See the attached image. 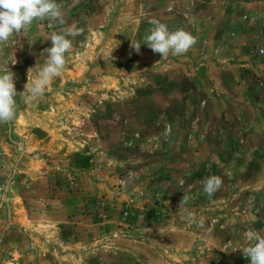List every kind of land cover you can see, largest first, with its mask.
<instances>
[{
	"label": "rangeland",
	"instance_id": "1",
	"mask_svg": "<svg viewBox=\"0 0 264 264\" xmlns=\"http://www.w3.org/2000/svg\"><path fill=\"white\" fill-rule=\"evenodd\" d=\"M56 3L82 33L41 97L26 103L25 85L59 23L0 46L18 92L0 124V264H250L238 248L264 235V0ZM153 18L197 43L153 53Z\"/></svg>",
	"mask_w": 264,
	"mask_h": 264
},
{
	"label": "clouds",
	"instance_id": "2",
	"mask_svg": "<svg viewBox=\"0 0 264 264\" xmlns=\"http://www.w3.org/2000/svg\"><path fill=\"white\" fill-rule=\"evenodd\" d=\"M44 19L56 21L61 27L50 35L51 46L44 50L46 59L36 78L31 84L27 80L24 91L28 93L24 98L26 103L41 97L54 78L62 75L66 54L73 49V40L69 37L80 35L82 29L76 23L66 24L62 18L61 5L57 4L56 0H0V46L5 45L14 35L27 33L34 21ZM148 23L153 27L145 35L143 44L161 57L185 54L197 43V37L182 28L170 31L166 24L155 18L150 19ZM131 47L137 54L140 53L141 43L131 42ZM260 54L264 55V48L260 49ZM17 94L14 73H0V124L10 123L15 118ZM202 184L203 193L212 197L222 187L223 179L214 175L206 177ZM187 203L188 196L184 191L179 209H184ZM254 219L249 214V222L253 223ZM189 220L195 222L192 216H189ZM197 226L202 224L198 223ZM243 235L248 242L247 246L238 248L242 250L243 256L250 260V264H264V235L254 229H249Z\"/></svg>",
	"mask_w": 264,
	"mask_h": 264
},
{
	"label": "built area",
	"instance_id": "3",
	"mask_svg": "<svg viewBox=\"0 0 264 264\" xmlns=\"http://www.w3.org/2000/svg\"><path fill=\"white\" fill-rule=\"evenodd\" d=\"M261 48H264V33L261 36ZM260 49H259V54H260Z\"/></svg>",
	"mask_w": 264,
	"mask_h": 264
},
{
	"label": "crops",
	"instance_id": "4",
	"mask_svg": "<svg viewBox=\"0 0 264 264\" xmlns=\"http://www.w3.org/2000/svg\"><path fill=\"white\" fill-rule=\"evenodd\" d=\"M253 7H256L255 5ZM264 33V27H263V32ZM259 46L261 47V38L259 39Z\"/></svg>",
	"mask_w": 264,
	"mask_h": 264
}]
</instances>
